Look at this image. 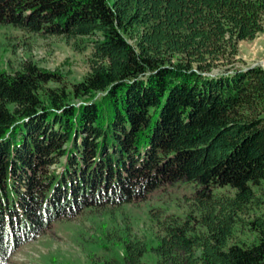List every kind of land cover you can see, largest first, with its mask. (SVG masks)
<instances>
[{"label":"trees","instance_id":"trees-1","mask_svg":"<svg viewBox=\"0 0 264 264\" xmlns=\"http://www.w3.org/2000/svg\"><path fill=\"white\" fill-rule=\"evenodd\" d=\"M263 22L264 0H0V24L89 47L68 84L0 69V264L56 216L176 179L194 208L164 216L159 264H264V66L237 47Z\"/></svg>","mask_w":264,"mask_h":264},{"label":"rangeland","instance_id":"rangeland-1","mask_svg":"<svg viewBox=\"0 0 264 264\" xmlns=\"http://www.w3.org/2000/svg\"><path fill=\"white\" fill-rule=\"evenodd\" d=\"M249 46L240 43L239 57L264 66V57L256 61L241 55ZM88 54L89 47L81 46L76 38L39 35L9 23L0 24V69L5 72H13L29 60L58 72L68 84L88 70ZM195 187L193 181L176 179L153 187L142 199L85 206L71 216H56L47 228L16 246L3 264H101L110 258L126 264L123 242L128 239L144 242L146 249L140 261L159 264L161 256L155 246L162 235V220L165 215L185 217L194 208L191 199Z\"/></svg>","mask_w":264,"mask_h":264},{"label":"crops","instance_id":"crops-1","mask_svg":"<svg viewBox=\"0 0 264 264\" xmlns=\"http://www.w3.org/2000/svg\"><path fill=\"white\" fill-rule=\"evenodd\" d=\"M241 42H245V44L249 43L250 45V49L248 50L250 53H248V51L246 52V54L241 53L242 56L247 55L248 58H250L251 60L261 61V59H263L264 57V25L262 31L257 33L256 36H254L252 39L239 40L237 43L238 50H240L239 45ZM255 56H257V58Z\"/></svg>","mask_w":264,"mask_h":264}]
</instances>
